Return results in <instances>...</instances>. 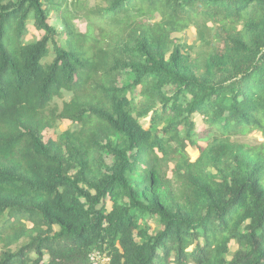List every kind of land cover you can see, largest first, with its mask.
<instances>
[{
	"label": "trees",
	"instance_id": "obj_1",
	"mask_svg": "<svg viewBox=\"0 0 264 264\" xmlns=\"http://www.w3.org/2000/svg\"><path fill=\"white\" fill-rule=\"evenodd\" d=\"M255 131L264 0H0V264H264Z\"/></svg>",
	"mask_w": 264,
	"mask_h": 264
},
{
	"label": "rangeland",
	"instance_id": "obj_2",
	"mask_svg": "<svg viewBox=\"0 0 264 264\" xmlns=\"http://www.w3.org/2000/svg\"><path fill=\"white\" fill-rule=\"evenodd\" d=\"M71 0H67L68 3H70ZM84 3L88 6L91 7L95 4L101 3V0H84ZM76 27L79 28L81 31H84V27H85V22L82 20V18H75V20H73ZM50 22L55 23L56 25L59 24L60 22L57 21L55 19V14L54 12H51V19ZM61 25V23L59 24ZM35 37H39L40 36V32L36 31L33 29V26L31 25V23L28 25V32L26 35V39L27 40H31L32 36ZM63 37V35H62ZM173 37H175V39L177 40V43L179 44H185V48H188V50L191 49L192 54H194L195 52L199 51L202 48V41L199 40L197 32L195 30V27H193L192 25H190L188 28H186L184 31L179 32V33H175L173 34ZM204 46V44H203ZM70 98V94H68L67 92L63 94V98L59 99H55L54 101L56 102L57 106L60 107L62 104L63 100H68ZM149 120H150V114L145 117L140 119L142 125L144 127H148L149 126ZM194 122H195V131L196 133L203 132L204 130L207 129V125L206 123L203 121V116L199 113H195L194 114ZM72 126L71 122L68 121H59V123H57L56 125V129L54 128V130L51 131H47V135L48 134H57L60 131L67 129L69 127ZM202 134H200L201 136ZM203 138V137H201ZM233 140H237L239 142H247V143H263L264 144V134H262L261 132H251L248 133L247 135H242V136H235L232 138ZM205 145V140L203 139H199L198 141V146H203ZM188 155L190 157L191 161H194L197 156L199 155V149L193 146H188L186 148ZM108 161V159H107ZM168 175L170 176L171 173L168 171ZM152 229L153 230L155 228V224L151 223ZM231 250H234L236 248L235 245L231 246ZM189 249H192V246L189 247ZM99 262H101L102 264H106L107 262V258L106 257H100L99 258ZM173 264V263H171ZM192 264V263H189Z\"/></svg>",
	"mask_w": 264,
	"mask_h": 264
},
{
	"label": "built area",
	"instance_id": "obj_3",
	"mask_svg": "<svg viewBox=\"0 0 264 264\" xmlns=\"http://www.w3.org/2000/svg\"><path fill=\"white\" fill-rule=\"evenodd\" d=\"M91 258L94 259L93 264H102L101 262H99V258H100L99 253L95 252Z\"/></svg>",
	"mask_w": 264,
	"mask_h": 264
}]
</instances>
